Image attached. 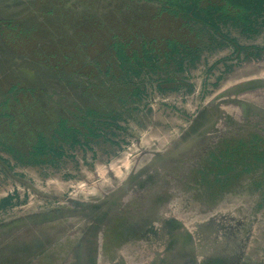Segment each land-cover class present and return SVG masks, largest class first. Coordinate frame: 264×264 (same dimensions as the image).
<instances>
[{
	"label": "rangeland",
	"instance_id": "374dc122",
	"mask_svg": "<svg viewBox=\"0 0 264 264\" xmlns=\"http://www.w3.org/2000/svg\"><path fill=\"white\" fill-rule=\"evenodd\" d=\"M263 80L264 0H0V264H264Z\"/></svg>",
	"mask_w": 264,
	"mask_h": 264
},
{
	"label": "bare ground",
	"instance_id": "6f19581e",
	"mask_svg": "<svg viewBox=\"0 0 264 264\" xmlns=\"http://www.w3.org/2000/svg\"><path fill=\"white\" fill-rule=\"evenodd\" d=\"M256 84H259L261 87H263L262 89H260V91H264V80L263 81H258ZM248 96H250L249 94H248ZM252 97V99H250V97L248 98L247 96L245 97V101L243 102V103H240L239 104V106L241 107V108H243L246 104L248 105V106H252V104L253 105H259L262 101H264V96H261V95H257V96H251ZM250 101V102H249ZM253 101V102H252ZM253 108H254V106H253ZM246 109V108H245ZM251 109V108H250ZM225 110V109H224ZM261 111V110H260ZM264 112V111H263ZM262 113V112H261ZM248 115V114H247ZM242 116H244L245 117V113H242ZM211 121H212V119H211ZM227 122V121H226ZM240 124H242V123H240ZM237 125H239L238 123H237ZM243 125V124H242ZM240 127V126H239ZM246 127V126H245ZM175 147V146H174ZM166 161V160H165ZM103 172V171H102ZM101 173V172H100ZM97 175H99V172L97 173ZM105 175V174H104ZM134 179V178H133ZM135 180V179H134ZM133 185V184H132ZM163 185V184H162ZM170 187V186H169ZM163 188V187H162ZM167 188V187H166ZM170 196V195H169ZM173 196V195H172ZM161 198V197H160ZM163 198V197H162ZM153 199V198H152ZM165 199V198H164ZM167 200V199H166ZM178 203V202H177ZM109 204V203H108ZM178 205V204H177ZM221 206V205H220ZM111 207V206H110ZM109 207V208H110ZM178 207V206H177ZM230 207V206H229ZM228 207V208H229ZM217 208H219V207H217ZM227 208V209H228ZM233 208V207H232ZM165 209V211H163V214H165L166 212H168V210L170 211L171 210V208L170 207H166V208H164ZM214 209V208H213ZM216 209V208H215ZM149 210H150V208H149ZM174 210V209H173ZM175 211H176V209H175ZM196 211H199V210H196ZM217 211V210H216ZM177 212V211H176ZM194 212V211H193ZM174 213V212H173ZM197 213V212H196ZM195 213V214H196ZM262 213V212H261ZM260 213V214H261ZM160 214H162V213H160ZM177 214V213H176ZM194 214V213H193ZM194 214V215H195ZM251 214V213H250ZM99 215V214H98ZM153 215H155L156 217L155 218H159V216L158 215H156V214H152V217H153ZM178 215V214H177ZM184 215V214H183ZM191 215V214H190ZM190 215H189V217H190ZM210 215H212V214H210ZM175 216V215H174ZM192 216V215H191ZM259 216V215H258ZM147 217V216H146ZM193 217V216H192ZM195 217V216H194ZM209 217V216H208ZM151 218V217H150ZM178 218V217H177ZM179 218H181V217H179ZM183 218V217H182ZM206 218V217H205ZM230 218V217H229ZM228 218V219H229ZM231 218H233V217H231ZM222 219V218H221ZM259 219V218H258ZM185 220V219H184ZM187 220V219H186ZM185 220V221H186ZM163 220H161L160 222H162ZM174 221V220H173ZM201 221V220H200ZM203 221V220H202ZM247 221V220H246ZM249 221V220H248ZM252 221V220H251ZM237 223H238V221H236ZM168 223H170V222H168ZM176 223V222H175ZM165 224V223H164ZM174 224V223H173ZM180 224V223H179ZM188 224H190V223H188ZM219 224H221V223H219ZM239 224V223H238ZM251 224V223H250ZM259 224V223H258ZM172 225V224H171ZM183 225V224H182ZM167 226H169L168 224H167ZM184 226V225H183ZM187 226V225H186ZM185 226V227H186ZM219 226V225H218ZM220 227V226H219ZM223 227V226H222ZM260 227V226H259ZM95 228V227H94ZM94 230V229H93ZM146 230V229H145ZM177 230V229H176ZM217 231V230H216ZM246 231H247V229H246ZM254 231V230H253ZM256 232V231H255ZM141 233V232H140ZM233 233V232H232ZM254 235V234H253ZM173 236V235H172ZM183 236V235H182ZM256 236V235H255ZM153 236H151V235H147V238H146V240H147V243L146 244H149V245H153L154 244V242L152 241L153 239H151ZM170 237H171V234H170ZM185 237V236H184ZM235 237V236H234ZM252 237V236H251ZM89 238V237H88ZM163 238V237H162ZM173 237H171V239H172ZM190 238V237H189ZM258 238V237H257ZM169 239V238H168ZM151 240V241H150ZM182 240V239H181ZM221 240V239H220ZM102 241V240H101ZM166 241V240H165ZM172 241H175V240H172ZM183 241V240H182ZM216 241V240H215ZM243 241V240H242ZM136 242V241H135ZM168 242H170V241H168ZM186 242V241H185ZM184 242V243H185ZM133 243H134V241H133ZM141 244V243H140ZM139 244V245H140ZM145 244V245H146ZM182 244V243H181ZM200 244V243H199ZM143 245V244H142ZM184 245V244H183ZM128 246H130V245H128ZM257 246H259L258 244H257ZM132 247V246H131ZM141 247H143V246H141ZM208 247V246H207ZM249 247V246H248ZM85 248V247H84ZM97 248V247H96ZM137 249H138V247H136ZM98 249V248H97ZM127 249H129V248H127ZM134 249H135V247H134ZM133 249V250H134ZM147 249V248H146ZM145 249V250H146ZM96 250V249H95ZM123 250V249H122ZM191 250V249H190ZM249 250V249H248ZM131 251H132V249H131ZM135 251V250H134ZM139 251V256L140 255H142L143 256V253H145L146 251H144V250H141V249H139L138 250ZM188 252V251H187ZM96 253V252H95ZM135 253H136V251H135ZM187 254V253H186ZM129 255V254H128ZM133 255V254H132ZM135 255V254H134ZM153 255V254H152ZM171 255V254H170ZM179 255V254H178ZM195 255V254H194ZM251 255H253V254H251ZM255 255H257V254H255ZM98 256V255H97ZM124 256H125V254H124ZM130 256V255H129ZM141 256V258L142 259H140V260H138L137 261V264H146L145 263V261L143 260V257ZM146 256V255H145ZM189 256V255H188ZM132 257H134V256H131V258ZM174 257H176V256H174ZM192 257V256H191ZM196 257V256H195ZM194 257V258H195ZM129 258V257H128ZM130 258V259H131ZM137 258V257H136ZM151 258V257H150ZM166 258V257H165ZM170 258V257H169ZM198 258H200V256L198 257ZM146 259V258H145ZM161 259V258H160ZM167 259V258H166ZM202 259V258H201ZM200 259V260H201ZM192 260V259H191ZM104 261V260H103ZM128 261V260H127ZM147 261V260H146ZM153 261V260H152ZM165 261V260H164ZM161 262V261H160ZM165 262H167V260L165 261ZM170 262V261H169ZM106 263V262H105ZM127 263V262H126ZM195 263V262H194ZM108 264V263H107ZM136 264V263H135ZM166 264V263H165Z\"/></svg>",
	"mask_w": 264,
	"mask_h": 264
}]
</instances>
